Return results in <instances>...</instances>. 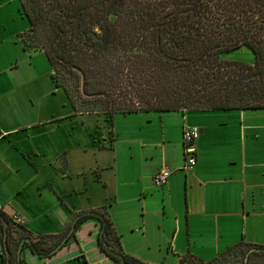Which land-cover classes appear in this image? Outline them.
Returning <instances> with one entry per match:
<instances>
[{
  "label": "crops",
  "instance_id": "crops-1",
  "mask_svg": "<svg viewBox=\"0 0 264 264\" xmlns=\"http://www.w3.org/2000/svg\"><path fill=\"white\" fill-rule=\"evenodd\" d=\"M19 9L18 0H0L1 213L25 220L20 228L11 222L13 243L18 230L61 236L75 215L105 208L123 252L144 264H180L185 257L207 264L240 244L264 246V109L118 113L110 134L79 146L80 164L72 173L67 151L49 154L36 144L41 129L60 125L59 114L24 118L23 106L34 108V99H22L30 80L20 73L44 52L24 49L20 35L29 24ZM146 113L162 119L143 122ZM185 126L200 131L191 171L183 170ZM164 169L170 176L158 187L153 178ZM3 226L0 264L7 263ZM100 231L98 220L87 219L55 254L38 255L25 243L21 260L116 264L100 247ZM13 243L9 258L19 264L20 246Z\"/></svg>",
  "mask_w": 264,
  "mask_h": 264
},
{
  "label": "trees",
  "instance_id": "trees-1",
  "mask_svg": "<svg viewBox=\"0 0 264 264\" xmlns=\"http://www.w3.org/2000/svg\"><path fill=\"white\" fill-rule=\"evenodd\" d=\"M18 1L29 23L24 49L45 53L55 90L75 114L113 120L118 113L264 109V0ZM241 47L252 63L224 58ZM91 218L116 264H144L123 252L105 208L75 215L58 237L21 231L13 243L15 228L1 212L0 227L7 223L9 249L27 238L36 254L50 256ZM240 246L244 260L256 249L247 264H264V246ZM217 260L207 264H223ZM180 264L204 263L185 257Z\"/></svg>",
  "mask_w": 264,
  "mask_h": 264
},
{
  "label": "rangeland",
  "instance_id": "rangeland-1",
  "mask_svg": "<svg viewBox=\"0 0 264 264\" xmlns=\"http://www.w3.org/2000/svg\"><path fill=\"white\" fill-rule=\"evenodd\" d=\"M20 19L22 18L20 17ZM23 19L28 22L26 17L23 16ZM27 51L30 54L39 52L36 50ZM224 58L248 63L254 61V55L247 47H241L240 49L226 54ZM50 71L51 66L45 53L39 57V60L37 59L34 65L28 62L26 66L23 67L20 74L24 81H30L28 88H26L23 93L24 98L22 99L24 100L26 96L34 99V108L28 103L27 106H23L24 118H26L27 121H32L35 119L47 118L52 114H59L55 119L61 120L60 125L41 129L39 133L43 134V136L40 142H36V144L49 154L67 151L69 153L67 157L68 159L70 158L73 173L78 169L80 164L79 155L77 153L78 150H80L79 146L86 145L89 147L91 138L94 142H100L102 133H106L107 131L110 134L112 118L103 114H75L74 108L68 101L64 92L62 90H55L51 77L49 76ZM40 72L41 74H39ZM37 74H39V78L33 81L31 78H34ZM251 112L255 111L252 109ZM161 114L146 113L141 116L140 119L144 122L149 120V116H152L150 119H153V121L157 119L161 120ZM168 116L175 115L168 114L165 117ZM73 120H75V122ZM51 147H53L54 151L50 149ZM64 158L65 157L62 156V163L65 162ZM18 232L20 233L21 230H18ZM234 262L238 264H243L244 262L243 248L241 246L217 260V263L223 264H232Z\"/></svg>",
  "mask_w": 264,
  "mask_h": 264
},
{
  "label": "built area",
  "instance_id": "built-area-1",
  "mask_svg": "<svg viewBox=\"0 0 264 264\" xmlns=\"http://www.w3.org/2000/svg\"><path fill=\"white\" fill-rule=\"evenodd\" d=\"M200 138V131L197 128L185 126L183 129V152L184 165L183 170H193L197 163V141ZM170 172L166 169L159 171L153 178V182L158 187H163L167 184ZM3 210V205L0 203V212ZM12 224L20 228L24 225L25 220L19 213H14L10 217Z\"/></svg>",
  "mask_w": 264,
  "mask_h": 264
},
{
  "label": "water",
  "instance_id": "water-1",
  "mask_svg": "<svg viewBox=\"0 0 264 264\" xmlns=\"http://www.w3.org/2000/svg\"><path fill=\"white\" fill-rule=\"evenodd\" d=\"M4 225H5V232H4V242H5V248H6V253H7V263L6 264H11V261H10V258H9V249H8V243H7V240H8V234H7V223L4 222ZM74 230V225L72 226V230L71 232ZM69 235L65 238V240L63 241V243L68 239ZM25 243H30L29 239L25 238L21 241L20 243V247H19V251H18V262L19 264H23L22 263V260H21V251H22V248L24 246ZM62 243V244H63ZM62 244L59 246V248L62 247ZM253 251H256V249H252L250 250V252H253ZM249 252V253H250ZM249 253L246 255L245 257V260H244V263L243 264H247L248 263V259H249Z\"/></svg>",
  "mask_w": 264,
  "mask_h": 264
}]
</instances>
